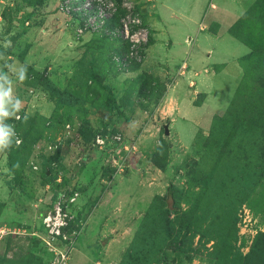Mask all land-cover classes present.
Segmentation results:
<instances>
[{"label":"rangeland","instance_id":"rangeland-1","mask_svg":"<svg viewBox=\"0 0 264 264\" xmlns=\"http://www.w3.org/2000/svg\"><path fill=\"white\" fill-rule=\"evenodd\" d=\"M194 2L0 0V76L23 101L0 152V264H264V0L227 22L240 81L206 87L157 36Z\"/></svg>","mask_w":264,"mask_h":264},{"label":"crops","instance_id":"crops-1","mask_svg":"<svg viewBox=\"0 0 264 264\" xmlns=\"http://www.w3.org/2000/svg\"><path fill=\"white\" fill-rule=\"evenodd\" d=\"M250 1L225 0L226 6L219 7V0H212L210 7H215V11H212L208 9L209 0H196L188 13H185L186 9L183 7L178 9L176 15H170L172 18L169 21L161 20L159 24L162 32H159L157 36L165 38L166 47L169 50L177 53L187 52L197 61L196 68L200 71L194 74H199L197 80L201 87H206L208 83L231 84L230 80L235 82L233 83L235 86L242 77L239 58L244 56L248 49L233 39L228 34V29ZM228 2L231 8H228ZM223 7H227L229 11ZM220 15H224L222 20H219ZM156 42H159V39ZM205 68L209 69V72H205ZM209 99H211V93L207 91V100Z\"/></svg>","mask_w":264,"mask_h":264},{"label":"clouds","instance_id":"clouds-1","mask_svg":"<svg viewBox=\"0 0 264 264\" xmlns=\"http://www.w3.org/2000/svg\"><path fill=\"white\" fill-rule=\"evenodd\" d=\"M6 47H11V41H5ZM27 79V65L21 67L18 74V80L24 82ZM7 84V87L5 86ZM23 101L15 95L14 87L10 80L0 76V152L10 150L15 143L17 146L21 143L20 138L15 130V125L5 124L6 120L22 119L18 114L21 112ZM27 121V116L23 117Z\"/></svg>","mask_w":264,"mask_h":264},{"label":"built area","instance_id":"built-area-1","mask_svg":"<svg viewBox=\"0 0 264 264\" xmlns=\"http://www.w3.org/2000/svg\"><path fill=\"white\" fill-rule=\"evenodd\" d=\"M102 16L103 15L101 14L100 17L98 16V18L100 19L99 22L101 24L106 19V14L104 13L105 16L104 18ZM137 24H139V20L135 17H131L129 22V27L130 28L136 27ZM127 29H128L127 25H124L126 36H127ZM66 216L67 214L64 211H62L61 202L59 201L55 202L52 210L44 216L42 225H43V229L46 232L47 246L52 247L53 241L61 235L62 228L65 225ZM8 233H10V231L6 230L5 228H0V239L5 237ZM57 258H58V264L64 263L65 260L67 259V257L63 253H59V255H57Z\"/></svg>","mask_w":264,"mask_h":264},{"label":"trees","instance_id":"trees-1","mask_svg":"<svg viewBox=\"0 0 264 264\" xmlns=\"http://www.w3.org/2000/svg\"><path fill=\"white\" fill-rule=\"evenodd\" d=\"M152 43H153L152 39H148V44H152ZM53 245L55 244L53 243Z\"/></svg>","mask_w":264,"mask_h":264}]
</instances>
